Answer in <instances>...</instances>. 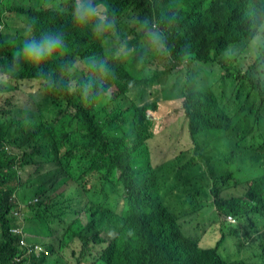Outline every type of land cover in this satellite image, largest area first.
<instances>
[{
  "label": "trees",
  "instance_id": "obj_1",
  "mask_svg": "<svg viewBox=\"0 0 264 264\" xmlns=\"http://www.w3.org/2000/svg\"><path fill=\"white\" fill-rule=\"evenodd\" d=\"M23 2L0 0L1 27L9 23L3 9L29 15L33 27L28 38L12 35V26L0 30V74L17 85L42 80L46 97L55 104L61 99L67 103L58 116L45 117L36 99L37 109L28 105L26 116L0 120V264H14V257L27 250L9 233L17 224L12 210L21 206L28 214V233L39 225H56L60 240L66 234L67 245L81 243L73 252L75 262L66 261L50 242L51 256L33 254L35 264H264V235L253 239L260 223L264 226V175L254 177L255 169L232 154L222 158L217 150L211 156L199 153L218 146L221 137L254 158H264V77L250 78L260 93L252 95L242 92L244 76L231 75L230 62L223 61V68L233 92L187 89L188 79L197 73L180 70L193 63L219 64L224 53L245 43L263 24L259 12L264 0H94L115 19V34L103 35L91 28L80 33L67 23L75 0H45L54 9L41 12L28 10ZM145 22L163 34L166 51L149 43ZM44 32L62 35L65 47L39 64L16 55L26 40ZM94 37L97 55L89 43ZM261 49L251 61L264 71V44ZM90 59L94 64L102 61L106 71H97L93 64L77 67ZM163 59H168L166 70L150 73ZM171 79L172 89L185 97L180 109L190 142L186 137L175 159L155 166L148 143L156 136L153 127L159 119L151 116L149 106L158 98L150 100L154 93L149 87ZM85 83L92 84L90 91H85ZM223 97L239 103L232 114ZM112 176V187L98 205L104 212H93L84 224L90 193L102 189ZM178 192L180 203H169ZM209 209H215L217 220L235 217L232 232L245 234L242 250L224 252L225 234L216 247H203L205 237L184 233L185 216ZM104 232L116 237L107 241ZM92 244L104 246L95 253Z\"/></svg>",
  "mask_w": 264,
  "mask_h": 264
},
{
  "label": "rangeland",
  "instance_id": "obj_2",
  "mask_svg": "<svg viewBox=\"0 0 264 264\" xmlns=\"http://www.w3.org/2000/svg\"><path fill=\"white\" fill-rule=\"evenodd\" d=\"M94 1V0H93ZM21 3V1H19ZM24 6L28 10H33L34 8L41 12L45 10V0H24ZM165 1L163 2L164 5ZM2 14L6 20L9 22L4 29V26H0V30L5 31L10 29L12 35H19L22 38H28L33 36V27L29 26L31 24V17L29 15L17 16L14 12H10L6 9L2 10ZM126 13L125 17L127 16ZM260 15L264 18V8L261 9ZM264 22L262 26L256 30V33L253 34L247 41L243 44L233 47L227 53L222 55V59L219 64H201L193 63L189 65H182L180 70L188 69L191 73H197L194 76H190L186 86L187 89L195 88H214L220 90L225 88L228 91H232V83L229 81L227 76V70L223 68V61L227 63H232V70H230L231 75H242L244 76V81L246 82V87L242 92L250 93L252 95H260L259 91L254 87L250 78L257 77L263 78L264 71L257 67L253 61H251L254 56L258 57L259 54H262L261 47L264 44ZM234 50V51H232ZM94 59H90L86 63H78L77 67L82 68L84 66H89L94 64ZM162 66L157 67L155 70L150 71L153 73L155 71H164L167 68L168 59H163L161 61ZM234 67H236L234 69ZM146 71H149V68H146ZM1 73V72H0ZM72 72L71 74H73ZM184 77H188L185 72L182 73ZM11 77H5L0 74V120L6 118H21L30 113V109H26L28 105L32 106L34 109H37L35 100H38V105L40 106L41 113L45 117H55L59 115V112L62 109V105L67 103L65 99H61L60 102L55 104L51 99L45 95V84L42 80H25L22 81V85H17L11 81ZM174 80L171 79L165 84L156 82L154 85L149 87L153 91V95L150 96V100L158 98L156 100L150 101L149 112L154 119H159V124H155L153 128L154 136L148 143L149 148L151 145L152 150V160L155 166H158L166 161L175 159L180 152L185 148L186 137L190 142L188 131L186 130V119L184 114L181 113L180 107L185 99V97L180 93L179 90H173L172 84ZM11 89V92L7 89ZM164 88L168 89L166 93ZM131 93H135L134 90ZM14 99L17 100V104L13 106ZM227 110L232 114L235 109L239 106V103L236 101L229 102L227 97H223ZM22 104H24L25 109H21ZM9 112L4 114L3 112ZM73 111V110H72ZM264 114V110H263ZM220 144L218 146L209 147L205 149H199V153L204 156H211V154L216 151V155L225 158L228 154H232L235 158L243 160L248 163L252 169H255L254 177H259L264 175V158H254L252 152L241 151L240 148L234 146V142L230 138H221ZM222 151H224L222 153ZM226 155V156H225ZM76 161H73L72 164H75ZM238 165L234 166L230 171L236 169ZM253 177V178H254ZM112 181H114V176L112 179L106 183V185L100 190H93L90 193L91 204L87 210V215L83 216L82 222L87 224L91 220V214L95 211H98L99 215L104 212L103 208H99L106 195V192H109L112 187ZM98 185V184H97ZM248 185H246V190ZM105 190V191H104ZM177 195L170 196L168 202L171 204L180 203V193H175ZM185 206L178 207L177 209H185ZM215 210V209H214ZM214 210H205L201 213H197L193 216L184 217L182 220V225L184 228V233L196 238H204L205 241L202 242L201 246L203 247H216L218 241L224 238H228L225 245L222 247L224 252H232L236 248L242 250L243 243L245 241V234L241 236H236L232 231L235 230V224L237 221L234 216H222L221 219L217 220V217L214 215ZM23 217H28L27 211L25 209L21 210ZM232 216V219H231ZM261 221L258 220V223ZM228 228L229 231H226L224 228ZM56 225H52L49 228H43L39 225L34 228L33 234H31L32 240H37L44 242L46 245L50 242H53L57 247H59V253L66 261H76V256L73 254L74 251L78 252L80 250L81 243L79 241H71L67 245V242L70 240L69 237L65 234L63 240H60L62 233L56 232ZM263 223H260L257 233L253 236V239L264 235ZM59 228V227H58ZM60 231L62 229L59 228ZM55 233L53 234L52 232ZM102 237L107 241H111L116 237L115 233L104 232ZM37 238V239H33ZM39 239V240H38ZM42 240V241H41ZM240 244V247H236L237 244ZM94 252L97 253L102 249L104 244L96 245L92 244ZM56 252L53 256L55 257ZM82 264H88V262H83Z\"/></svg>",
  "mask_w": 264,
  "mask_h": 264
},
{
  "label": "clouds",
  "instance_id": "obj_3",
  "mask_svg": "<svg viewBox=\"0 0 264 264\" xmlns=\"http://www.w3.org/2000/svg\"><path fill=\"white\" fill-rule=\"evenodd\" d=\"M44 7L46 10L50 11L54 9V5L50 2H46ZM262 8H264V6ZM260 12L259 16H261ZM67 23L75 30L80 31V33H87L91 28L96 35H103L109 32L115 34V19H109L107 10H102L98 4L93 3V0H75V9L67 20ZM143 27L146 30L149 43L158 51H166L165 37L163 34L159 30L149 29L147 27V22L144 23ZM89 43L92 52L94 55H97L99 52L97 38H92ZM64 47L65 41L62 35L44 32L41 33L38 38L33 37L26 40L20 52L16 55H22L24 59L30 63L39 64L61 51ZM93 67L101 73L106 71L105 65L102 61L93 64ZM84 89L86 92L90 91L92 89V84L85 83ZM155 124L159 123H154V126ZM129 235H131V233Z\"/></svg>",
  "mask_w": 264,
  "mask_h": 264
},
{
  "label": "built area",
  "instance_id": "obj_4",
  "mask_svg": "<svg viewBox=\"0 0 264 264\" xmlns=\"http://www.w3.org/2000/svg\"><path fill=\"white\" fill-rule=\"evenodd\" d=\"M22 207L23 206H21V209ZM21 209L17 210L15 208L12 210V214L15 216V219L17 220V224L10 229L9 233L13 237H17L18 243L23 246H26L27 250L22 254L16 255L13 261L14 264H35L31 261V256L33 254H36L39 257L42 256L43 254L48 256L51 254V251L44 244H41L36 241H32L30 239V234L27 232L26 229V217L22 216Z\"/></svg>",
  "mask_w": 264,
  "mask_h": 264
},
{
  "label": "crops",
  "instance_id": "obj_5",
  "mask_svg": "<svg viewBox=\"0 0 264 264\" xmlns=\"http://www.w3.org/2000/svg\"><path fill=\"white\" fill-rule=\"evenodd\" d=\"M42 241V240H41ZM37 242H39V243H41V244H44L45 246H47L43 241L42 242H40V241H37ZM48 247V246H47ZM51 251V250H50ZM51 256V254L50 255H48L47 257H50Z\"/></svg>",
  "mask_w": 264,
  "mask_h": 264
}]
</instances>
